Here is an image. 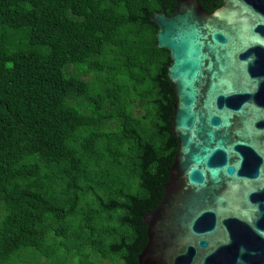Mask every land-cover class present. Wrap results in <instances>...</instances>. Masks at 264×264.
Instances as JSON below:
<instances>
[{"label": "trees", "instance_id": "obj_1", "mask_svg": "<svg viewBox=\"0 0 264 264\" xmlns=\"http://www.w3.org/2000/svg\"><path fill=\"white\" fill-rule=\"evenodd\" d=\"M176 7L0 0V264H138L178 150L151 16Z\"/></svg>", "mask_w": 264, "mask_h": 264}, {"label": "water", "instance_id": "obj_2", "mask_svg": "<svg viewBox=\"0 0 264 264\" xmlns=\"http://www.w3.org/2000/svg\"><path fill=\"white\" fill-rule=\"evenodd\" d=\"M176 2L151 19L178 150L138 264H264V0Z\"/></svg>", "mask_w": 264, "mask_h": 264}, {"label": "rangeland", "instance_id": "obj_3", "mask_svg": "<svg viewBox=\"0 0 264 264\" xmlns=\"http://www.w3.org/2000/svg\"><path fill=\"white\" fill-rule=\"evenodd\" d=\"M41 258V260H45L44 259V257H39L38 256V258H32V257H30V256H25V260H26V262L28 263V264H36L37 263V261H38V259H40ZM46 261L47 262H49V264H62V263H60V262H54V260H49V259H46ZM99 261V260H98ZM43 263H46L45 261H42ZM102 263L103 264H109V262H108V260H103L102 261Z\"/></svg>", "mask_w": 264, "mask_h": 264}]
</instances>
